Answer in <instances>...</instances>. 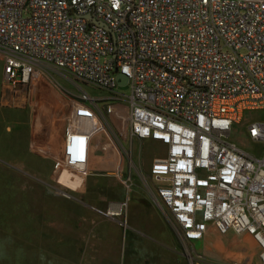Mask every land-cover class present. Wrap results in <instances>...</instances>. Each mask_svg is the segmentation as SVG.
<instances>
[{
	"label": "built area",
	"instance_id": "obj_1",
	"mask_svg": "<svg viewBox=\"0 0 264 264\" xmlns=\"http://www.w3.org/2000/svg\"><path fill=\"white\" fill-rule=\"evenodd\" d=\"M0 53L13 88L63 71L77 86L109 89L131 143L165 150L146 171L84 92L70 96L65 169L88 174L93 150L106 146L128 162L120 180L131 189L139 176L192 262L201 255L191 243L213 225L251 235L264 264V156L228 140L249 113L264 114V0H0ZM248 124L247 136L264 142V121ZM100 134L106 145L94 142ZM91 208L126 218L124 203Z\"/></svg>",
	"mask_w": 264,
	"mask_h": 264
},
{
	"label": "rangeland",
	"instance_id": "obj_2",
	"mask_svg": "<svg viewBox=\"0 0 264 264\" xmlns=\"http://www.w3.org/2000/svg\"><path fill=\"white\" fill-rule=\"evenodd\" d=\"M3 60L0 53V89ZM121 90L124 100L129 87ZM84 92L100 101L97 104L91 101L83 104L100 112L112 131L122 134L124 146L132 147L135 160L137 163L142 160L141 164L146 171L156 157L165 155L164 147L159 143L150 140L143 143L134 140L131 143L124 121L126 111L118 100L111 99L113 92L109 89L82 82L77 86L72 77L63 71L51 74L35 72L25 87L24 98L16 107L0 106V264H46L48 260L54 259V254L55 259L59 256L69 260L81 259L85 257L83 250L87 244L97 241L109 244L110 257H118L122 262L261 264V248L248 233L230 231L222 234L217 230H212L205 242H196L195 248L201 250L202 254L199 253L201 257L196 256L192 262V257L184 254L180 241L178 246L175 240L177 235L162 207L146 191L137 175L131 189L122 187L115 177L99 178L104 186H110L106 200L124 201L126 217L123 219L124 225L108 221L103 226L106 235L100 240L93 239L94 235L89 233L86 226H79L78 217L59 211L58 206L55 212L52 211V207H48V197L53 194L50 190L56 194V189L49 187L48 180L41 177L43 173L50 172L21 171L18 161L24 157L41 162L39 150L43 140L54 141L56 134L68 122L73 108L70 96H80ZM263 115L262 112L249 113L228 138L258 158L264 156V142L252 141L247 136V130L250 120L264 121ZM5 116L9 118L13 133L3 129L2 117ZM124 166L126 174L127 161ZM93 192L98 200H91V196H88L86 203L105 210V205L100 202V182L90 193ZM81 210L89 212L85 205ZM93 253L90 252L88 257ZM100 258L103 259V255L100 254Z\"/></svg>",
	"mask_w": 264,
	"mask_h": 264
},
{
	"label": "crops",
	"instance_id": "obj_3",
	"mask_svg": "<svg viewBox=\"0 0 264 264\" xmlns=\"http://www.w3.org/2000/svg\"><path fill=\"white\" fill-rule=\"evenodd\" d=\"M38 72V71H36ZM35 73V72H34ZM33 73V74H34ZM42 73V72H41ZM33 74L31 76L30 82L32 80ZM5 58L3 60L2 71H1V89H0V106L1 107H16L17 103L22 101L24 98V90L26 86H20L18 88H13L5 83ZM15 105V106H13ZM75 106L72 108L71 114H69V119L67 124L64 126L62 131L59 134H56V138L54 141L43 140L41 144L40 151V159L41 162H34L30 159L22 158L18 161L20 170H33V171H41V172H50L43 173L42 178L48 180V186L51 188H55L56 194L50 190L51 196L48 197L50 202H48V207L52 211L55 212L56 206H58L59 211L63 210L64 212H68L70 215L75 216L77 219L79 226L82 228L86 226L89 233L94 235L93 239L102 238L106 235L104 225L108 221H114L121 224V218L119 217H104L95 212L91 207L94 205H88L87 197L91 196L89 199L98 200L96 197V193H90L96 187H98L100 182V202L103 203L106 209L109 207L111 203H124V201H115V200H106L107 191H110V186L101 182L100 179L103 178H113L116 180L122 187H126V185L120 180L121 172L124 171L123 164L119 161V157L114 154L110 148L106 146L101 148H96L93 150L89 163V173L81 174L79 171L74 172L73 170H67L64 168V157L66 153V128L73 122L72 116L75 112ZM4 120L3 129L7 133H13L14 129L9 123V118L7 116L2 117ZM85 127V126H84ZM236 126L235 129H237ZM83 128V127H81ZM65 131V133H64ZM2 136V134H1ZM3 137V136H2ZM94 142L104 143L105 145L108 142V139L100 134L96 137ZM127 147V146H126ZM117 159L116 161H113ZM17 160V159H16ZM104 192V194H103ZM85 205L87 213L81 210L82 206ZM73 210V212H72ZM90 210L94 212H90ZM96 213V214H93ZM109 219V220H105ZM125 224V223H124ZM123 224V225H124ZM212 230H217L213 225H210L208 231L206 233L203 241L207 240V236L211 233ZM218 231V230H217ZM251 236V235H250ZM252 237V236H251ZM254 239V238H253ZM198 242V241H197ZM92 244V245H91ZM88 246L83 250L85 253V257L81 259L69 260L63 259V257L59 256V258L55 259V254L53 255L54 259L48 260L46 264H137L134 260L129 261H120L118 257H110V248L111 246L107 243L100 244V241L97 243H88ZM193 249V254L198 252L202 254L201 250H197L196 242L191 243L190 246ZM94 253L89 256L90 252ZM100 254L103 255V259L100 258ZM185 254V252H184ZM186 255V254H185ZM58 257V256H57ZM51 259V258H50Z\"/></svg>",
	"mask_w": 264,
	"mask_h": 264
},
{
	"label": "water",
	"instance_id": "obj_4",
	"mask_svg": "<svg viewBox=\"0 0 264 264\" xmlns=\"http://www.w3.org/2000/svg\"><path fill=\"white\" fill-rule=\"evenodd\" d=\"M117 77H118L119 83L122 85L127 84L129 81L128 75L123 72H120Z\"/></svg>",
	"mask_w": 264,
	"mask_h": 264
},
{
	"label": "flooded vegetation",
	"instance_id": "obj_5",
	"mask_svg": "<svg viewBox=\"0 0 264 264\" xmlns=\"http://www.w3.org/2000/svg\"><path fill=\"white\" fill-rule=\"evenodd\" d=\"M175 240H176V242H177V244L179 246L180 245L179 239L178 238H175Z\"/></svg>",
	"mask_w": 264,
	"mask_h": 264
}]
</instances>
